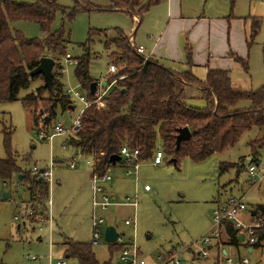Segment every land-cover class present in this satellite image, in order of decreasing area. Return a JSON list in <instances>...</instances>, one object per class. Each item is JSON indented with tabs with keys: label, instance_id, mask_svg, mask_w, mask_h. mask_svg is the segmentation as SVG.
I'll list each match as a JSON object with an SVG mask.
<instances>
[{
	"label": "rangeland",
	"instance_id": "rangeland-1",
	"mask_svg": "<svg viewBox=\"0 0 264 264\" xmlns=\"http://www.w3.org/2000/svg\"><path fill=\"white\" fill-rule=\"evenodd\" d=\"M24 4H34L36 0H13ZM148 0H141L140 7ZM183 4L193 6L200 14L217 17H240L246 23V37L250 42L249 56L243 63H234L235 68L229 74L233 88L238 92L256 91L264 85V0H182ZM64 9L58 11L50 27V33L61 32L66 53L73 59L88 57L89 76L98 86L107 80L108 68L114 64L118 50L114 44L120 31L129 37L138 25L132 20L131 13L118 10L111 0H57ZM79 9V10H78ZM139 8L135 7L137 12ZM73 10L71 17L69 15ZM166 0L152 6L146 13L136 33V43L146 40L148 33L159 22H164ZM12 32L19 31L26 39L43 40L47 34L32 22L16 21L9 23ZM251 38V39H250ZM62 55L55 56L52 70L56 80L61 84V95L66 96L67 89L84 94L74 78V67L66 66ZM115 65V64H114ZM60 66L65 68L59 73ZM118 68V66L115 65ZM116 68V69H117ZM199 72V73H197ZM194 74L203 78L205 73ZM44 86L42 77L31 79L26 89L20 90L18 99L13 102L0 103V160L11 155L24 173H29L36 166L39 169L48 166L52 159V187L50 198L54 224L49 232L46 223H33L27 217V205L30 192L25 182L16 188L17 176L0 180V264H80L75 258L65 256V240L91 244V159L80 154L72 145L67 144L70 135H57L51 142L37 136L40 122L42 98H49L45 92L37 100L36 109L24 108L21 101L28 95L36 94ZM186 104L203 109L199 89L185 88ZM74 110L55 107V115L49 126L60 124L64 129L70 128L80 117L84 108L78 98L66 96ZM251 106L248 101H241L236 109ZM43 116H46L43 114ZM37 118L36 125L34 119ZM6 135L8 138L6 139ZM262 131L252 128L241 135L237 143L220 153H215L203 161L194 162L184 158L176 167L163 156L158 166L152 159L142 161L138 177L124 178L122 166L112 168V194L118 200L126 196H138L135 211L130 207H110L103 214L107 227H114L126 239L134 240L141 255L148 264L155 263L158 256H166L170 251L179 253L182 264H214L216 249L213 247L206 258H199L196 252L204 245L194 243L209 235L213 229L212 212L230 198H242L247 209L264 206V172L256 170L257 178L249 182L247 169L250 165L264 163V145L254 147L260 140ZM7 140L8 148L5 146ZM65 145V147H64ZM161 145L156 144V150ZM154 151V152H155ZM153 152V154H154ZM75 158V169L70 163ZM5 183V184H4ZM149 186V191H144ZM106 187V186H105ZM108 187V186H107ZM7 194V198L4 195ZM110 194V193H109ZM120 202V201H114ZM15 216H20L18 221ZM134 216L136 226L124 225V220ZM19 227V228H18ZM226 241L225 235L220 242ZM119 245L118 243H115ZM111 244L101 238L99 245L91 247L99 264L117 262L118 254L112 252ZM190 248V249H187ZM226 255L219 264H228L226 259L236 256L248 264H264V244L252 247V252L243 244L232 246L222 244ZM234 264H241V262Z\"/></svg>",
	"mask_w": 264,
	"mask_h": 264
},
{
	"label": "trees",
	"instance_id": "trees-1",
	"mask_svg": "<svg viewBox=\"0 0 264 264\" xmlns=\"http://www.w3.org/2000/svg\"><path fill=\"white\" fill-rule=\"evenodd\" d=\"M56 1L36 0L34 4H24L0 0V103L18 99L20 90L26 89L31 79L36 77H30L29 72L38 66L40 58L49 57L55 61L56 55L66 54L63 34L59 31L49 32L55 14L58 11L64 12ZM111 1L116 9L126 10L139 18L160 2L148 0L140 7L141 0ZM135 7L139 8L137 12ZM74 11L77 10H73L69 17ZM16 21L38 25L47 37L43 40L26 39L19 31L12 32L9 23ZM117 34L114 44L118 54L114 64L118 68L110 79L120 76L125 78L116 82L103 106L97 108L92 105L83 111L79 117V126L67 140V144L72 145L80 154L91 158L96 170L103 173L111 165L110 157L118 155L123 146L138 149L142 162L152 159L159 142L169 163L178 167L184 158L199 162L223 152L234 146L241 135L252 128L262 131L261 139L254 142L253 146L264 145V85L256 91L238 92L233 88L226 71L207 70L205 77L199 79L191 72L189 61V68L183 72L172 71L151 57L144 62L143 56L134 52L130 38L120 31ZM229 55L236 63H243L233 54ZM88 67V57L79 58L73 74L77 83L82 82L87 98L91 99L89 85L95 81L90 78ZM56 75L59 74H53L52 92L42 86L36 94L28 95L21 101L24 108L36 109L38 98L47 92L49 98L41 97V110L50 118V122L57 105L64 110L71 106L66 96L61 95L62 86L56 80ZM188 86L199 89L206 103L205 108L197 109L186 104L185 88ZM121 89H125V93H121ZM241 101H248L251 106L236 109L235 106ZM36 122L37 118L34 119L35 125ZM184 127H188L191 137L181 142L177 149L175 141L178 129ZM6 139L5 146L8 148ZM20 175L21 182L27 184L29 192H38L40 202L43 203L47 199L45 182L24 173L11 155L0 160V180L6 181ZM44 209L41 206L40 210ZM253 210L256 217L263 221V226L255 234L258 241L254 246H258L264 241V206ZM225 229L228 244L236 247L243 244L239 241V232L231 224H226ZM222 244L218 241L215 245L214 264H219L224 255ZM63 245L66 247V257L75 258L80 264H99L92 253L91 244L65 240ZM110 246L112 252L117 253L121 245ZM252 247H248V250ZM103 264L115 263L108 261Z\"/></svg>",
	"mask_w": 264,
	"mask_h": 264
},
{
	"label": "built area",
	"instance_id": "built-area-1",
	"mask_svg": "<svg viewBox=\"0 0 264 264\" xmlns=\"http://www.w3.org/2000/svg\"><path fill=\"white\" fill-rule=\"evenodd\" d=\"M130 44L136 54L143 56L144 62L149 59V56L145 54L143 47L134 46L132 43V37L129 39ZM64 63L66 66H76L77 60L73 59L69 54H65L63 56ZM117 67L114 64H111L108 68L107 72V80L106 86L103 87L101 84L97 86L96 92L91 99L87 98L86 92L83 90L81 83H78L79 89L84 94L82 95L80 92L75 90L67 89L65 94L66 96H74L78 98L82 103H84L83 111L90 107L96 106L100 108L104 105V101L110 92V90L115 86L118 80H122L125 76H120L118 78L110 79L111 76L115 75L117 72ZM59 73L64 74L65 68L60 66ZM80 114V115H81ZM79 126V118L75 121V123L68 128L64 129L60 124H56L53 128L49 125H45L43 121L40 119L39 125L37 126V136L41 140H51L57 135H71L75 128ZM65 147V145H64ZM120 157V161L117 162L114 166L110 165L105 168L103 173L96 170L94 167V163L91 160L92 164V173L90 175V183H91V191H92V199H91V245H99L101 242V238L104 237L103 227L106 224V220L103 216L110 207L113 206H122V207H130L133 209L135 213L138 203V196L135 194L134 196H126L124 200L120 202H114L111 198L110 194L106 191L105 186L110 184L112 181L111 170L116 167L118 164L122 166L123 173L126 176H135L138 177V172L140 168L141 160L139 158L138 149H131L127 146H123L120 149L118 154ZM163 152L158 149L154 152L152 157V164L154 166H158L161 164L163 159ZM75 158L71 161L70 168L74 169L76 167ZM54 166V162L52 159L49 160L48 166L39 169L34 166L29 172L30 176L33 178H43V182L47 185V199L40 202L38 192L30 193V201L27 205V219L33 223H46L49 228V232L53 228L54 219L52 213V201L50 198L51 187H52V168ZM260 169L264 172V163H259L255 165H250L247 169L249 175V182L253 183L254 181H260L262 177L260 176L258 179L256 170ZM42 170V172H41ZM19 181V180H18ZM21 181L17 183H12L16 188L21 187ZM5 184V183H4ZM144 191H149V186H144ZM41 206L45 209L44 211L40 210ZM20 216H15L14 220L18 221ZM212 221H213V229L209 233V235L202 237L196 243L193 244L192 247H195L197 244L204 245V248L197 251L196 255L200 258H206L209 254V248L215 247L217 242L220 240L222 235H226V224H231L233 228L239 232L240 236L243 237L242 243L248 247H252L257 244V238L255 236L257 230H259L263 226V221L261 218L256 217V215H252V210H248L247 206L244 203V199L242 198H230L223 205L216 207L212 212ZM124 225L135 228L136 222L134 216L127 218L124 220ZM117 231V230H116ZM115 243H118L120 246V250L117 252V262L116 264H148L146 259L141 255L139 248L136 246L134 240L126 239L124 236L118 233V238ZM113 243V244H115ZM190 249V248H187ZM226 255V253H224ZM227 256V255H226ZM228 264L238 263L240 260L236 256L229 257L226 259ZM241 264H248L247 259H242ZM63 264V262L56 263ZM153 264H182L180 260L179 253L176 250L170 251L166 256H158Z\"/></svg>",
	"mask_w": 264,
	"mask_h": 264
},
{
	"label": "crops",
	"instance_id": "crops-1",
	"mask_svg": "<svg viewBox=\"0 0 264 264\" xmlns=\"http://www.w3.org/2000/svg\"><path fill=\"white\" fill-rule=\"evenodd\" d=\"M161 2L162 0L159 3ZM146 13L141 18L131 13L133 23L140 27ZM165 15L164 22H159L156 29L148 33L146 40L136 43L139 27L128 38L132 37L134 46L143 47L145 54L172 71L187 70L189 61L193 74L199 73L197 71H203L202 74H206L207 70H222L230 74L236 62L229 54L238 57L242 62L249 56L245 29L247 22L240 17L228 16L227 18L200 14L193 6L183 4L182 0H166ZM121 175L124 178L131 177L124 175L123 172ZM112 181L106 185L105 189L110 193L113 201H121L111 193ZM251 210L254 212L253 209ZM225 237L226 241L222 240L221 243L228 242L226 235ZM261 242L264 244V241ZM223 253H226L225 250Z\"/></svg>",
	"mask_w": 264,
	"mask_h": 264
},
{
	"label": "water",
	"instance_id": "water-1",
	"mask_svg": "<svg viewBox=\"0 0 264 264\" xmlns=\"http://www.w3.org/2000/svg\"><path fill=\"white\" fill-rule=\"evenodd\" d=\"M54 66H55V61L52 58L42 57L39 60L38 66L34 70L29 72V76L32 77V76L40 75L43 78L44 87L48 88L52 92L54 89V82H53L54 76H53V72H52ZM97 86H98V84L96 82H92L89 85L90 96H93L95 94ZM102 86L105 87L106 82H103ZM120 92L125 93V89H121ZM69 109L73 110L74 108H73V106H69ZM39 116L45 125H49L50 118L48 116H43L42 110H40ZM190 137H191V133H190L188 127L178 129V135L176 136V141H175L176 148L178 149L181 142L190 139ZM119 161H120V157L118 155H113L110 157V163L112 166H114ZM41 172H42V170H41ZM18 180L19 181L22 180L21 175L18 176ZM38 180L42 182L43 178L39 177ZM7 196L8 195L5 194L4 198H7ZM252 215H255V212H252ZM117 238H118V232L116 231V229L114 227L109 226L105 229V231H104V242L105 243L113 244L116 242ZM242 239H243V237L240 236L239 241L242 242Z\"/></svg>",
	"mask_w": 264,
	"mask_h": 264
}]
</instances>
